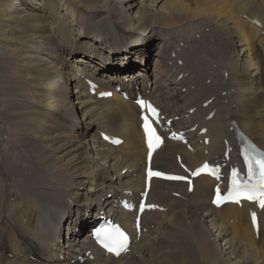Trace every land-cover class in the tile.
Returning <instances> with one entry per match:
<instances>
[{
  "label": "bare ground",
  "instance_id": "obj_1",
  "mask_svg": "<svg viewBox=\"0 0 264 264\" xmlns=\"http://www.w3.org/2000/svg\"><path fill=\"white\" fill-rule=\"evenodd\" d=\"M19 1L24 8L0 0V119L13 122L0 120V148L9 147L5 153L11 155L0 154V264H57L49 241L56 257L66 255L65 262L74 252L73 264H264V209L256 237L249 223L252 206L214 208L213 180L204 176L192 193L182 183L152 180L148 201L165 210L142 215L140 238L132 236L126 255H105L74 234L56 240L71 211L67 204L76 206L72 212L81 207V216L98 207L129 227L132 215L113 212L111 204L119 196L135 198L142 189L145 148L138 109L121 93L145 91L146 78L153 81L148 97L167 117L194 109L174 122L179 129L207 128L204 135L189 133L193 152L167 141L154 154L156 167L179 171L175 154L190 168L211 155L220 158L222 139L233 135L232 122L264 149V0L238 1L261 27L243 19L228 0ZM143 60L130 73L132 82L117 79L119 69ZM84 78L101 89L114 90L116 81L121 89L96 99L84 91ZM99 130L124 142L107 146ZM205 136L207 146L199 144ZM5 137L10 144L1 142ZM10 192L20 198L18 205L4 203ZM20 234L28 246L18 247ZM26 250L38 261L22 255ZM87 250L92 258L77 260Z\"/></svg>",
  "mask_w": 264,
  "mask_h": 264
},
{
  "label": "snow or ice",
  "instance_id": "obj_2",
  "mask_svg": "<svg viewBox=\"0 0 264 264\" xmlns=\"http://www.w3.org/2000/svg\"><path fill=\"white\" fill-rule=\"evenodd\" d=\"M141 105L143 106V102H140ZM150 107V106H149ZM152 111L154 112L155 110L152 109ZM147 119V118H145ZM145 130L149 135V140H148V146L149 149L151 150L153 147V138H155V140H159V137H154V132L152 130H150L149 126L146 124L145 125ZM246 162L248 163V175H249V180H256L255 184H252L249 186L250 190L252 191V195L247 196V199L250 200H257L260 207L264 208V157L256 159L253 157H245ZM205 168H207V165L204 166ZM150 176L155 175V176H160V173H149ZM237 173L234 171L233 172V185L235 187H237V189H239V183L237 180ZM173 179H183L182 177H171ZM258 193V195H257ZM253 221L255 222V214L253 213ZM121 236H123V234H120ZM126 240V237L124 238ZM107 247V245H106ZM120 247H124L123 244L120 245ZM109 250H113L112 248H109ZM117 254H119V252L117 251Z\"/></svg>",
  "mask_w": 264,
  "mask_h": 264
},
{
  "label": "rangeland",
  "instance_id": "obj_3",
  "mask_svg": "<svg viewBox=\"0 0 264 264\" xmlns=\"http://www.w3.org/2000/svg\"><path fill=\"white\" fill-rule=\"evenodd\" d=\"M16 1H18V2H16ZM229 1V3L234 7V11L236 12V13H238V14H249L247 11H243V10H241L240 8H239V6H238V1L239 0H228ZM15 2V3H14ZM14 5H16L15 7L16 8H19V9H22V8H24V5H25V3H24V1H19V0H14ZM29 5H32V3L33 2H35L34 0H29ZM24 3V4H23ZM23 4V5H22ZM33 46H39V44L38 43H35V44H33ZM41 46H42V44L40 43V46L38 47V48H40L41 49ZM2 53L0 52V55H1ZM0 58H3V54L0 56ZM1 80H3V79H1ZM0 80V84L2 83V81ZM1 96V95H0ZM2 98H4L3 99V101H6L7 100V96H3ZM1 102L2 101H0V106H3V104H1ZM57 116H60L59 114L57 115ZM3 118V119H2ZM0 120H2V121H4L5 123H7V124H13V122H11V121H7V119L5 120V117H1V119ZM5 135H7L9 138H11V139H13L14 138V134H13V132L12 131H7L6 133H5ZM9 140L5 137V139H4V141H1L2 143L3 142H5V143H7V144H10L9 142H8ZM3 148V147H2ZM0 148V154H2V155H4V156H6L7 158H10L11 157V155H10V153L9 154H7V153H5V150H8L9 149V147L8 148ZM21 162V163H20ZM23 160H20V161H18L17 162V165H19V166H23ZM29 164H27V166H26V168H29ZM14 183H16V181L15 182H13V186L14 187H16V188H18V184H14ZM18 183V182H17ZM10 186V185H9ZM18 191V190H17ZM16 191V193H18ZM9 197H15V199H14V201H16V205L18 204V202L20 201V198L18 197V196H16V194L14 193V192H10L9 194ZM6 200V202H7V198L5 199ZM14 201H12V202H10V203H12V204H14L13 202ZM27 203H29L30 202V199L28 198L27 200Z\"/></svg>",
  "mask_w": 264,
  "mask_h": 264
}]
</instances>
